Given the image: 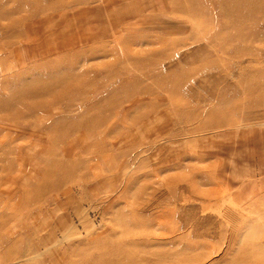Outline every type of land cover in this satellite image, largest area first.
<instances>
[{
  "label": "rangeland",
  "instance_id": "rangeland-1",
  "mask_svg": "<svg viewBox=\"0 0 264 264\" xmlns=\"http://www.w3.org/2000/svg\"><path fill=\"white\" fill-rule=\"evenodd\" d=\"M0 264H264V0H0Z\"/></svg>",
  "mask_w": 264,
  "mask_h": 264
}]
</instances>
